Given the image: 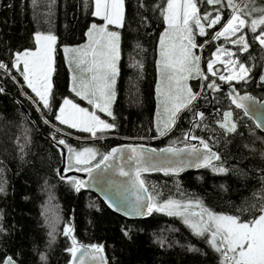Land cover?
<instances>
[{"label": "trees", "instance_id": "16d2710c", "mask_svg": "<svg viewBox=\"0 0 264 264\" xmlns=\"http://www.w3.org/2000/svg\"><path fill=\"white\" fill-rule=\"evenodd\" d=\"M199 3L201 14L212 11L215 15L214 6L203 0ZM256 3L262 4L264 0ZM165 7L166 0H125L119 75L112 105L115 119L109 117L116 127L96 139L54 119L67 94L68 69L62 48L85 39L90 24L96 20L93 0H0V61L9 66L8 70L0 69L3 89L0 91V186L4 188L0 192V225L5 229L0 233V256L18 254L20 264H70V254L65 251L70 240L60 234L70 221L78 241L104 245L109 264H220L219 254L204 239L194 236L180 218L154 213L152 217L129 220L108 209L94 193L76 192L67 180L60 179L61 153L46 134L64 139L76 150L92 147L102 155L125 141L143 142L156 148L184 145L190 132L218 152L220 160L214 163L228 171L217 174L203 168L180 175L145 174L142 178L149 191L161 202L169 198H199L212 211L238 216L242 221L260 214L259 208L264 206V133L249 116L232 105L226 92L214 93L208 107L206 81L200 85L199 79H190L193 92L200 88L198 99L179 114L171 131L158 136L157 56L165 27L162 15ZM217 7L230 15L226 3ZM219 27L208 29L210 35ZM37 32L57 37L51 110L38 103L21 73L12 67L14 53L35 47ZM206 40L209 36H196L197 44ZM219 43L229 46L222 39L212 40L199 52L205 74L206 61L212 58ZM249 43L252 47L247 53H240L232 46L240 60L252 68L251 79L236 84L241 92L264 98V84L259 80L264 49L251 39ZM225 109H232L238 122L234 133H227L217 125ZM196 113H203L204 119L198 121ZM197 122L199 127H194ZM58 128L62 131L58 132ZM57 216L61 220L56 224V239L50 243L49 220ZM122 228L131 229V239ZM158 239L165 242L164 247ZM189 247L199 251H189ZM41 254L46 255V261L40 260Z\"/></svg>", "mask_w": 264, "mask_h": 264}, {"label": "snow or ice", "instance_id": "6c2138e0", "mask_svg": "<svg viewBox=\"0 0 264 264\" xmlns=\"http://www.w3.org/2000/svg\"><path fill=\"white\" fill-rule=\"evenodd\" d=\"M203 3L214 6L215 15L212 11L201 14L199 0H166V7L162 9L167 29L159 40L161 84L157 87V93L164 119L161 122L158 112L156 125L158 136H165L171 131L179 114L189 109L198 99L199 93L193 92L188 81L209 79L201 68L202 57L197 54V49H203L205 44L212 40L221 39L235 46L240 53H247L252 47L250 39L264 49V3L257 4L256 0H203ZM225 3L230 9V15H226L221 7H217ZM94 7L93 15L105 23L91 25L87 32L88 43L83 47L63 49L65 53L70 54V66L74 64L80 73L79 77L75 74L72 76L71 91L77 97L86 100L93 110L90 111L74 103L72 99L65 98L57 108L54 119L61 125H67L71 129L90 134L92 138L100 139L102 134L116 127L115 124L102 119L97 112L115 119L111 109L116 99L115 87L119 75L120 33L110 31L108 26H124L125 0H94ZM217 25L220 26L219 30L210 35L208 29H215ZM197 35L209 36V40L197 44ZM34 40L36 50L14 53L15 63L12 67L21 73L27 88L38 98V103L43 108L51 110L54 99L52 76L55 71L54 53L57 37L37 33ZM217 64L223 67V73L215 67ZM8 68L7 64L0 61V69ZM206 69L212 77H217L229 85H232L233 81L246 83L251 79L252 68L240 60L236 51L225 46H216L212 58L206 61ZM260 79L264 81V76ZM206 87L220 90L215 79ZM0 91L3 89L0 88ZM229 97L231 103L237 109H242L245 116L249 114L251 109L245 102L253 101L254 97L239 96L232 92L229 93ZM195 115L198 121L204 119L203 113ZM233 116L232 111L223 113L219 126L227 133L237 131L238 122ZM193 126L199 127V122ZM257 127L264 128V123H258ZM57 131L62 130L58 128ZM185 139H199L202 147L196 145L186 149L168 147L160 150L161 153L167 154L161 157L155 149H145L143 146L113 148L107 154L101 155L92 147L76 150L67 145L64 139H59L57 143L68 149L67 171L87 173L89 180L97 179L93 173L98 170L101 172L111 170L114 175L127 178L125 182L106 181L109 190H115L113 192L115 198L109 196L107 199L110 208L122 211L126 216L152 217L155 213L180 218L194 236L204 239L205 243L219 254L220 264H264V206L259 208L258 216L242 221L238 216L212 211L199 198L184 200L169 198L161 202L157 195L149 191L145 179L142 178V173L145 172L157 170L169 175L182 171L185 165L209 168L217 174L228 171L214 163L220 160V156L212 151L207 141L193 136L190 132ZM125 151L130 153L126 158ZM171 157L177 158L175 166ZM118 159L121 161L119 164L115 163ZM162 159L167 163L162 165L160 163ZM58 175L61 180H67L76 192L88 186L87 180L75 176L67 177L59 171ZM3 191L4 188L0 186V192ZM129 193L131 200L128 198ZM45 216L47 218V211ZM60 220L58 216L49 220L52 229L49 232L50 243L56 239V224ZM4 231L3 225H0V233ZM121 231L131 239L129 236L131 229L122 228ZM74 232V226L69 221L65 223L60 233L70 240V245L65 249L70 254V264H108L103 244L81 243ZM158 242L161 247L165 246L162 239H158ZM188 250L199 251L193 247H189ZM40 260L46 261V255L41 254ZM0 264H20L18 254L17 257L10 254L0 256Z\"/></svg>", "mask_w": 264, "mask_h": 264}, {"label": "water", "instance_id": "95a60500", "mask_svg": "<svg viewBox=\"0 0 264 264\" xmlns=\"http://www.w3.org/2000/svg\"><path fill=\"white\" fill-rule=\"evenodd\" d=\"M261 76H264V66L262 68V73H261L260 77ZM259 80H260L261 83L264 84V81H262L260 78H259ZM210 81L211 80L207 81L206 84H205V93L207 94V96L209 98V102H210L209 105H211V102H212V94H213V92H218L216 90L208 89L206 87V85ZM216 82L220 86V90L226 91L228 96H229V93L232 92L234 94H238L239 96L251 95L252 97H254L253 101H246L245 102L246 104L249 105V107L251 109L247 116H249L254 121L256 126H257L258 123H264V98H261L258 95L250 94L248 92H241L238 89V87H237V85L235 83H233L232 85H229V84H225L224 82H219V81H216ZM199 90H200V88H199ZM199 90L197 91V93L199 92ZM232 105L235 107L234 104H232ZM240 110H242V109H240ZM227 111H232V109H228L225 112H227ZM233 118H234V116H233ZM220 122L218 123V126L220 125ZM258 129L264 133V128L258 127ZM45 136L59 149V151L61 153L62 161H61V165H60V167L58 169L59 172L64 173L67 177L75 176V177H77L79 179L87 180L88 181V186H86L82 190L88 191V192H92L95 195H97L102 200V202L105 204V206L108 209H110L111 211L117 213L118 215H120V216H122V217H124L126 219H129V220L148 218V217H139V216H126V215H124V213L122 211H116L113 208H110L108 206L107 199H108L109 196H113V192L115 190L110 191L109 187H108V183H106V181L109 182V183L112 180H115L117 182H125L127 180V178L119 177L118 175H114L111 170H109L108 172H101V171L98 170L97 172L93 173V176L96 177L97 179L89 180V177H88L87 173L75 172V171H67V166H68V162H67L68 149H67V147H65L63 145H59L57 143L59 139L53 137L51 134H46ZM191 145H196V146L202 147L200 145V141L199 140H193L191 143L185 144V145H180V146H177V145H165V146H162L160 148H156V147H154V146H152L150 144L143 143V142L125 141V142H120V143L112 146L104 154H107L113 148L125 149L126 146H131V147L143 146L145 149H155L156 152L161 157H164L167 154L161 153L160 152L161 149H165V148H168V147H175V148H178V149H186L187 147H190ZM212 151L216 152L218 154V152L214 148H212ZM124 155H125V158H126L128 155H130V153L125 151ZM185 155H186V153H185ZM180 158L182 159L183 157H180ZM170 159L173 161V166H175V161H176L177 158L176 157H171ZM214 162H216V161H214ZM115 163L119 164V163H121V161L118 159L117 161H115ZM160 163L163 165V164H166L167 161L162 159L160 161ZM200 169H203V168L202 167L201 168H197V167H192V166H189V165H185L183 167L182 171H180L178 173H171V174L172 175H180V174H182L183 172H186V171H197V170H200ZM154 172H160V173L164 174L163 171L153 170V171L142 173V176L145 175V174H150V173H154ZM113 198H115V197L113 196ZM128 198L131 200L130 193L128 194ZM105 254H106V252H105ZM107 260H108V257H107ZM108 264H109V260H108Z\"/></svg>", "mask_w": 264, "mask_h": 264}, {"label": "rangeland", "instance_id": "374dc122", "mask_svg": "<svg viewBox=\"0 0 264 264\" xmlns=\"http://www.w3.org/2000/svg\"><path fill=\"white\" fill-rule=\"evenodd\" d=\"M94 10H95V7H94V0H93V13H94ZM94 16H95V15H94ZM95 17H96V16H95ZM164 21H165V20H164ZM94 23L97 24V25H102V24L105 23V22H104L103 20H101L100 18L96 17V20H94V21L90 24L88 30L86 31L85 39H84L82 42H80L79 44H75V45L63 46V48H62V53H63L64 61H65V64H66V66H67L68 72H67V86H66V90H65V92H67V94L62 98V100H61V102H60V105L62 104L63 99L68 98V99H72V100L74 101V103L79 104L81 107L88 108L90 111L93 110L92 106L89 105V104L87 103L86 100H82L80 97H77V96L75 95V93H73V92L71 91V88H72V86H73L72 76L75 74V75H77V76L79 77V76H80V73L76 70L74 64L70 66V63H69V57H70V54L65 53V52L63 51V49H64L65 47H68V48H77V47H83L84 45H86V44L88 43L87 32H88L89 29L91 28V25L94 24ZM108 27H109V30H110V31H117V32L120 33V28H121V27H116V26H114V25H109ZM219 28H220V27H219ZM219 28H218L217 30H219ZM166 29H167V23H166V21H165V27H164V30L162 31L160 37L163 35V33L165 32ZM37 33H42V32H37ZM37 33H35V34H37ZM42 34L47 35V34H51V33H42ZM52 35H53V34H52ZM159 40H160V38H159ZM214 41H217V40H214ZM217 46H225V47H227L225 44H220V43H219ZM36 47H37V46H36V44H35V47H34V48H32V49H25V50L35 51V50H36ZM227 48H229V47H227ZM25 50H23V51H25ZM231 50H232V49H231ZM23 51H21V52H23ZM200 51H201V49H198V54H199ZM159 59H160V57H159V42H158V56H157V83H156V93H155V96H156L155 126L157 125V113H158V112L160 113V120H161V122H162L163 119H164L163 110H162V107H161L160 102H159V94L157 93V87L160 86V84H161L160 71H159ZM14 63H15V58H14ZM54 64H55V53H54ZM118 67H119V62H118ZM215 67H216V68H220V72H221V73L224 72V69H223V67H222L221 65L217 64ZM21 68H22V65H21ZM206 75H208L210 78L212 77L210 73H207V69H206ZM208 80H209V79H208ZM204 81H206V80L199 79V83H200V85H201ZM233 82H235V81H233ZM25 84H26V83H25ZM188 84H189V86L192 88L190 81H188ZM30 90H31V89H30ZM115 91H116V87H115ZM34 94H35V93H34ZM60 105H59V106H60ZM112 105H113V104H112ZM111 110H112V109H111ZM56 112H57V111H56ZM97 114L100 115L102 119H105V120H107L109 123H112V122L110 121L109 117H108L106 114H104V113H100V112H97ZM64 126L68 127L67 125H64ZM68 128H69V127H68ZM74 130H76V129H74ZM107 133H109V132H107ZM218 214H220V213H218ZM225 215H228V214H225Z\"/></svg>", "mask_w": 264, "mask_h": 264}, {"label": "flooded vegetation", "instance_id": "af4514ba", "mask_svg": "<svg viewBox=\"0 0 264 264\" xmlns=\"http://www.w3.org/2000/svg\"><path fill=\"white\" fill-rule=\"evenodd\" d=\"M229 46V49H232V46L233 45H231V44H228ZM232 51H234V49H232ZM217 69H219L220 70V68H217ZM213 79H215L216 81H219V82H224V81H220L217 77H211V78H209V80H213ZM209 80H206V82L207 81H209ZM225 83V82H224ZM233 83H235L236 84V82H233ZM206 84V83H205ZM225 84H227V83H225ZM237 85V84H236ZM238 87V86H237ZM205 91V90H204ZM218 92H226V91H224V90H219ZM218 92H213V94L214 93H218ZM227 93V92H226ZM206 94V93H205ZM213 94H212V100H213ZM207 95V94H206ZM227 96H228V94H227ZM208 97V96H207ZM228 98H229V96H228ZM209 99V98H208ZM230 99V98H229ZM231 101V100H230ZM210 103V102H209ZM212 103V102H211ZM208 107H210V105H208ZM236 108V107H235ZM205 109H207V108H205ZM226 111V109L223 111V113ZM233 111V110H232ZM222 120V116H221V119L217 122V125H218V123L220 122ZM234 120H235V118H234ZM220 127V126H219ZM189 141H188V143H186V144H189V143H191L192 141H193V139H188ZM196 140H199V139H196ZM185 145V144H184Z\"/></svg>", "mask_w": 264, "mask_h": 264}, {"label": "built area", "instance_id": "2783aa9c", "mask_svg": "<svg viewBox=\"0 0 264 264\" xmlns=\"http://www.w3.org/2000/svg\"><path fill=\"white\" fill-rule=\"evenodd\" d=\"M30 99V98H29Z\"/></svg>", "mask_w": 264, "mask_h": 264}]
</instances>
